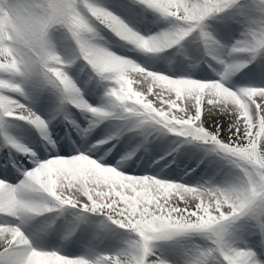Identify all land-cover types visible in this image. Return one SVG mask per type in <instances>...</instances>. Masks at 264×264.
Listing matches in <instances>:
<instances>
[{"label":"snow or ice","instance_id":"6c2138e0","mask_svg":"<svg viewBox=\"0 0 264 264\" xmlns=\"http://www.w3.org/2000/svg\"><path fill=\"white\" fill-rule=\"evenodd\" d=\"M0 264H264V0H0Z\"/></svg>","mask_w":264,"mask_h":264}]
</instances>
